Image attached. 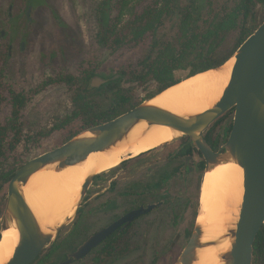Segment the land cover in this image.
I'll return each instance as SVG.
<instances>
[{"label": "rangeland", "instance_id": "374dc122", "mask_svg": "<svg viewBox=\"0 0 264 264\" xmlns=\"http://www.w3.org/2000/svg\"><path fill=\"white\" fill-rule=\"evenodd\" d=\"M101 1L35 0L30 4V0H0V124L11 121V91L28 97L20 120L22 140L13 153L0 159V204L3 212L8 197V184L2 177L8 170L64 144L70 135L75 136L87 129L82 128L83 118L92 108L111 107L124 95L127 101L123 108L129 110L159 93L160 83L152 74L140 81H132L128 76H123L116 93L106 88L97 90L91 86L94 76L88 78L89 73L95 72L107 80L111 76L120 78L121 69L130 71L138 66L153 41L152 35L145 36L141 42H130L116 50L103 47L97 36V8ZM152 1L130 0V6L134 5L139 13ZM190 1L182 0L181 4L186 8ZM199 1L200 20L196 30L200 34L199 41H196L195 47L184 51L186 56L180 68L174 72L175 80L188 76L190 63L197 58L198 53L214 49L221 54L231 51L238 39L242 24V16L236 9L238 0ZM29 4L32 6L30 18L26 14ZM116 6L118 8L115 9V14L119 13L121 4L117 2ZM126 13L125 9L124 21L129 18ZM181 19L178 12L166 17L155 35L164 45L179 51L184 48L185 37L189 32L185 30ZM263 21L264 0H256V7L249 20L251 30H256ZM69 76H73L75 80H60L61 77ZM233 120L234 112L217 123L221 132L218 136L221 145L227 139L224 130ZM176 147L177 143L167 144L163 148L154 151L153 148L142 154L145 155L143 159L139 160L140 155L126 160L129 164L124 165L122 170L130 171L128 177L139 176L149 166L146 163L139 164L142 160L153 163L157 173L156 199L163 198L159 195L161 191L167 190L169 194L157 215L158 224L162 223L163 235L159 237L155 228L158 225L153 226L151 233L157 236L143 238L139 242L140 251L122 259L120 264H177L187 244L189 234L197 223L198 193L202 188L205 171L194 178L193 198L190 201L186 194L189 191H184L185 174L176 171L170 173V166L183 162L181 159L172 161L166 157L167 152H174ZM116 171L119 175V169ZM112 174L99 172L100 181L96 184L109 186ZM170 175L172 178L165 181ZM141 186L146 187V182H141ZM83 218L82 215H76L57 236V241L54 243L56 239L53 240L46 247H52L50 252L34 264H55L61 261L74 237L77 241L84 237L81 231H87L88 224ZM96 227L97 225L89 226L88 229ZM186 232L189 233L186 235ZM72 264L96 263L89 256Z\"/></svg>", "mask_w": 264, "mask_h": 264}, {"label": "water", "instance_id": "95a60500", "mask_svg": "<svg viewBox=\"0 0 264 264\" xmlns=\"http://www.w3.org/2000/svg\"><path fill=\"white\" fill-rule=\"evenodd\" d=\"M31 10L32 6L28 8V18ZM233 57L235 61L229 82L222 96L208 110L179 114L150 103V98L109 121L85 129L64 144L24 163L9 183L7 202L0 223V234L4 227L10 225L19 230L15 252L4 264H32L65 226L75 219L87 189L99 172L92 169L86 174L73 215L49 230L43 228L25 195L24 188L31 177L42 169L62 171L84 162L92 153L109 151L128 141L135 127L143 122L148 124L145 133L155 125L169 126L173 137L167 143L190 136L193 144L199 147L206 158V171L227 161L238 163L244 170L243 199L239 212L228 223L225 232L207 239L206 226L197 222L177 264H197L203 248L218 246L227 241L230 246L219 255V264H253L254 243L264 225V21L227 61ZM225 63L189 77L211 69H221ZM106 81L96 75L90 84L96 88ZM233 108V128L229 137L219 150H214L205 138V131ZM152 206L154 205L147 209L141 207L133 210L91 235L75 252L69 254L64 264H69L73 258H83L118 226L130 222Z\"/></svg>", "mask_w": 264, "mask_h": 264}, {"label": "bare ground", "instance_id": "6f19581e", "mask_svg": "<svg viewBox=\"0 0 264 264\" xmlns=\"http://www.w3.org/2000/svg\"><path fill=\"white\" fill-rule=\"evenodd\" d=\"M235 58L221 69H211L180 80L177 84L157 93L149 101L179 114L208 110L223 94L231 77ZM143 122L132 131L130 139L109 151L92 153L82 163L62 171L42 169L25 186V195L44 229L66 221L75 211L80 187L86 174L95 169L111 172L125 160L141 155L173 137L167 125H155L147 133ZM199 191L197 222L206 226V238L221 235L239 212L244 194V170L234 161L222 162L205 170ZM19 241V230L14 225L4 227L0 234V264L14 254ZM230 246L227 241L201 250L197 264H219V255Z\"/></svg>", "mask_w": 264, "mask_h": 264}, {"label": "trees", "instance_id": "16d2710c", "mask_svg": "<svg viewBox=\"0 0 264 264\" xmlns=\"http://www.w3.org/2000/svg\"><path fill=\"white\" fill-rule=\"evenodd\" d=\"M34 1L35 0H30V4H33ZM117 2L119 5L121 4V8L119 13L115 14V9L118 8L116 6ZM130 3V0H102L99 3L97 8L99 24V32L97 35L98 42L103 47L116 50L130 42H141L145 36L153 35V41L150 44L146 56L138 62V66L130 71L121 69L120 72L122 77L116 78L115 76H111L105 84L95 89L101 90L106 88L116 93L120 88V82L123 76H128L132 81H140L144 80L149 74H152L155 80L160 83L158 91L160 92L180 81L173 79L174 72L180 68V64L186 56L184 51L186 52L188 49H192V47H195L196 41H199L200 34L196 30L199 28L201 3L199 0H191L189 5L184 8L181 4L182 0H153L139 13L134 5L130 6ZM255 7L256 0L237 1L236 9L242 16V24L234 48L222 54L216 49L198 53L196 55L197 58L190 63L191 70L187 77L197 72L216 68L224 64L236 52L239 46L255 31L251 30L249 25V20L253 15ZM125 9L129 16L126 21H124ZM177 12L182 18L181 21L183 22L185 30H189L185 37L182 51L176 50L172 46L164 45V43L155 37L165 18ZM155 53L157 54L154 56ZM95 75V72H91L88 74V78ZM60 80L74 81L75 78L73 76H69L68 78L61 77ZM11 94V101L13 103L11 121L7 124H0V159L6 158L9 156V153H13L22 140L21 136L23 131L20 120L22 110L28 101V97L14 91H11ZM126 101L127 97L121 95L120 100H117V103L111 107L106 109L98 107L92 108L84 116L82 128H89L109 121L128 111L123 108ZM233 112L234 108L218 118L215 123L221 122ZM229 128V131H231L233 122L230 124ZM73 135H70L68 139L73 137ZM216 145H220L218 140L216 141ZM26 162L27 160L23 161L18 167H13L8 170L3 175L2 180L9 186L16 171ZM2 212L3 207L0 204V215ZM51 249L52 247L45 249L32 264L45 257ZM254 257L255 260L253 264H264V225L259 231L254 243Z\"/></svg>", "mask_w": 264, "mask_h": 264}, {"label": "flooded vegetation", "instance_id": "af4514ba", "mask_svg": "<svg viewBox=\"0 0 264 264\" xmlns=\"http://www.w3.org/2000/svg\"><path fill=\"white\" fill-rule=\"evenodd\" d=\"M30 6L31 5L29 4V7ZM12 10L13 5L10 6V11ZM105 79L107 80V78ZM218 125L219 124H216L214 122L205 131L204 134L205 138L214 150H219L222 146L221 144L219 146L216 145L218 136L221 133ZM228 129L229 125H227L224 130V136L227 137V139L231 132ZM227 139L224 141H227ZM173 143H177V147L174 152H167L166 157L171 159L172 161L181 159L183 160V162L175 163L170 166V173L176 171L185 174L186 180L184 191H189L186 194L191 201L193 198V187L195 184L194 178L201 171L203 172L206 170L207 161L199 147L193 144L190 136L183 137L182 139L175 142L160 144L156 146L153 151L163 148L167 144ZM144 156L145 155L139 157V160L141 158L143 159ZM144 163L148 164L149 166H147L139 176L128 177L127 174L130 173V171L122 170L124 165L129 164L125 160L117 168L119 169V175L116 174L117 169L111 171V173L113 174L110 177L109 182L111 183L109 186H105L104 184H96L100 181L99 174L94 177V180L87 189L85 197L77 213V217L78 215H82L86 219L88 224L87 231H81V233L84 234V237L78 241L73 236L74 243L73 241L71 242V247L65 252L61 261L55 264H64V262L68 260L69 254L75 252L80 247V245H82L91 235L113 224L129 212L140 209L141 207L147 209L151 205H154L150 208V210L143 212L141 215L135 217L130 222L122 223L111 234L106 236V238H104L96 246L91 248V250L83 258H73V260L69 264H72L75 261H81L89 256H92L93 261L96 264H120V261L122 259L131 257L132 255H135V253L140 251L139 242H141L143 238L151 237L154 235L157 236V234L153 235L151 233L153 226L155 227L156 225H158L155 228L156 231H158L159 237L163 235L162 223L158 224L157 215L158 210H160L165 205L167 201L166 196L169 194V191H161L159 195L163 198H160L158 200L156 199L158 196V192L156 191V169L153 166V163L147 160H142L139 164L142 165ZM120 171L123 172L120 173ZM171 178L172 175L166 177L165 181H168ZM141 182H146V187L142 188ZM95 225H97L96 228L88 229L89 226L95 227ZM193 230L194 228L191 230L188 240ZM61 232L59 233V235L61 234ZM187 233L189 232H186V235ZM57 239L54 241V243L57 241Z\"/></svg>", "mask_w": 264, "mask_h": 264}]
</instances>
